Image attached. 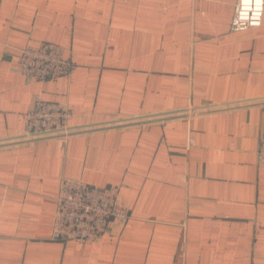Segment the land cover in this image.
Here are the masks:
<instances>
[{
    "label": "crops",
    "instance_id": "crops-1",
    "mask_svg": "<svg viewBox=\"0 0 264 264\" xmlns=\"http://www.w3.org/2000/svg\"><path fill=\"white\" fill-rule=\"evenodd\" d=\"M235 2L0 0V264H264V14L232 31ZM42 44L70 76L14 70ZM35 94L70 109L65 142L23 137ZM61 176L123 184L130 219L52 240Z\"/></svg>",
    "mask_w": 264,
    "mask_h": 264
},
{
    "label": "built area",
    "instance_id": "built-area-1",
    "mask_svg": "<svg viewBox=\"0 0 264 264\" xmlns=\"http://www.w3.org/2000/svg\"><path fill=\"white\" fill-rule=\"evenodd\" d=\"M264 0H236L231 30L236 32L260 27ZM15 71L27 81L45 82L68 77L76 68L73 55L55 44L26 45L17 50ZM70 109L63 104L44 100L35 94L24 114L23 137L27 140L59 138L71 134ZM192 142V138L189 139ZM256 156L264 166V138H259ZM123 184L97 187L82 180L61 176L55 198L51 239L78 244H95L130 219L128 208L120 202Z\"/></svg>",
    "mask_w": 264,
    "mask_h": 264
}]
</instances>
